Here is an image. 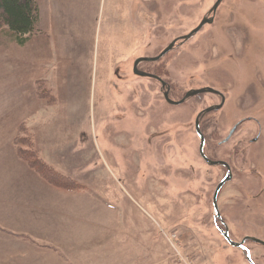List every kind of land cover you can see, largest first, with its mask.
<instances>
[{"label": "rangeland", "instance_id": "rangeland-1", "mask_svg": "<svg viewBox=\"0 0 264 264\" xmlns=\"http://www.w3.org/2000/svg\"><path fill=\"white\" fill-rule=\"evenodd\" d=\"M215 1L150 0L148 45L145 0H96L87 23L58 19L60 53L53 44L57 61L45 65L32 61L37 50L49 54L35 42L42 35L24 48L0 35V123L10 129L29 114L37 133L49 122L37 135L40 155L82 186L48 182L12 142L0 147V219L78 264H251L246 250L264 264V245L232 246L215 225L213 193L226 168L201 157L195 121L220 97L205 92L172 105L159 81L132 68L135 58L158 55L196 27ZM138 12L141 26H134ZM141 66H161L174 100L208 85L224 92L223 107L200 121L205 154L229 161L234 172L218 196L221 219L235 241L264 240V0H223L212 24Z\"/></svg>", "mask_w": 264, "mask_h": 264}, {"label": "crops", "instance_id": "crops-1", "mask_svg": "<svg viewBox=\"0 0 264 264\" xmlns=\"http://www.w3.org/2000/svg\"><path fill=\"white\" fill-rule=\"evenodd\" d=\"M95 1L96 0H49L47 5L43 6L41 4V1L38 0L40 8L39 28L41 29V31L38 32V34H35L25 45L18 46V44H15L17 45V47L24 48L34 37H39L42 35V37H40V39L35 42H38V45H48L47 49L49 50V54L48 56H45L41 54L40 50H37L33 52L32 61H36L35 63L41 65L50 63L53 60L57 61V55L53 54V44L55 45V40L59 39L61 36V33L59 32L57 27L58 19L60 22L64 23L71 20L87 23V18L92 12ZM59 43H61V41ZM17 47H15V51H17ZM56 47L57 51L59 52V45L56 44ZM33 50H36V48H33ZM61 52L63 53L62 57L64 60V54H66L64 40L61 47ZM18 56L19 58H25V55L23 54H19ZM28 58H30V56ZM39 109L40 107H38V110ZM45 113V108L44 110L40 109L39 115L42 118L45 117ZM0 119V122H2V117ZM19 120H21L20 122L25 121V123H29L28 125H31V123L34 122V118L32 119L31 115L29 114L26 116V119H23L22 117ZM19 123H16L15 126L10 129H6L5 125L0 123V147L9 146L13 142V138L15 136V133L17 132ZM48 123H44L43 125H41V127L37 131V135H40V132H43L45 130V128L47 127L46 124ZM48 148H51V146H49ZM60 148L62 149L63 154L64 151L69 148V145L65 144ZM20 231L21 234H17L19 233L17 230L12 229L2 219H0V264H78L69 255H64L61 253H49L47 251H44V249L42 248L36 247L34 245V241H32L30 237L23 236V233H25L26 231L21 229ZM112 263L113 262L109 264Z\"/></svg>", "mask_w": 264, "mask_h": 264}, {"label": "trees", "instance_id": "trees-1", "mask_svg": "<svg viewBox=\"0 0 264 264\" xmlns=\"http://www.w3.org/2000/svg\"><path fill=\"white\" fill-rule=\"evenodd\" d=\"M40 8L38 0H0V35L18 45H25L39 28ZM40 97L56 104V97L46 90H39ZM18 155L48 182L64 188H82L79 182L70 175L58 171L40 155L37 148V133L22 122L13 138Z\"/></svg>", "mask_w": 264, "mask_h": 264}, {"label": "water", "instance_id": "water-1", "mask_svg": "<svg viewBox=\"0 0 264 264\" xmlns=\"http://www.w3.org/2000/svg\"><path fill=\"white\" fill-rule=\"evenodd\" d=\"M222 2V0H216V2L214 3L213 7L209 10V12H215V10L218 8V6L220 5V3ZM213 21V18H209V17H204L201 22L196 26L194 27L192 30H190L188 33L184 34V35H181L180 37L174 39L169 45H167L158 55H155V56H143V57H139L136 59L135 61V64H134V72L136 75L138 76H151V77H156L162 84V89L164 90L165 87H166V84L167 82L165 80H163L162 78L160 77H157L156 75L152 74V73H148V72H145L143 70H140L138 68V64L139 62L141 61H157L159 59H161L166 53H168L170 50L173 49V46L174 44L178 41V40H181L182 42L184 41H187L189 40L191 37H193L205 24H210L211 22ZM169 92H170V87H167L166 90L164 91V98L165 100L172 104V105H178V104H182L184 103L188 98L194 96V95H197L199 93H205V92H214V93H217L218 91L216 89H214L213 87H203L201 89H192V90H189L185 93V95L179 99V100H174L170 97L169 95ZM225 103V98L223 97L222 98V101L221 103L219 104H215V105H211L209 107H207L205 110H203L202 112L199 113V115L197 116L196 118V121H195V129L200 137V144H199V151H200V154H201V157L203 158V160L210 166H214V165H218V164H222V165H226L227 166V174L226 176L219 182V184L217 185L215 191H214V194H213V207H214V211H215V219H218V217H220V211H219V206H218V196H219V193L222 189V187L224 186V184L231 180L233 174H232V171H231V168L229 167L228 163L223 161V160H220V159H211L210 157H208L206 154H205V151H204V147H205V141H206V138L203 134V132L201 131V127H200V116L202 114H205V113H208V112H211V111H214V110H219L220 108L223 107ZM236 128L237 126H234L228 133V135L226 136V138L222 141V142H226L228 141L232 135L235 133L236 131ZM224 231H222V235L224 236V238L226 239V241L232 245V246H235V247H238V248H243L244 247V243L246 240H252L254 242H257V243H260L262 245H264V240H261V239H258V238H255V237H251V236H247L245 237L244 239H242V241H235L233 240L230 235H229V229L228 228H225L223 229ZM246 257L248 259V261L251 263V264H254L252 258H251V254H250V251L249 250H246Z\"/></svg>", "mask_w": 264, "mask_h": 264}, {"label": "flooded vegetation", "instance_id": "flooded-vegetation-1", "mask_svg": "<svg viewBox=\"0 0 264 264\" xmlns=\"http://www.w3.org/2000/svg\"><path fill=\"white\" fill-rule=\"evenodd\" d=\"M150 2V0H145V7H144V14L146 13L147 14V24H146V27H147V30H146V32H147V38H148V41H147V44L149 45V43H150V35H151V25H150V15H151V12H150V8L148 7V5H147V3H149ZM216 2V1H215ZM214 2V3H215ZM222 2H223V0H222ZM221 2V3H222ZM220 3V4H221ZM130 4V3H129ZM131 5V4H130ZM214 5V4H213ZM220 6V5H219ZM219 6H218V8H219ZM213 7V6H212ZM211 7V8H212ZM210 8V9H211ZM218 8L215 10V12H209V10H208V12H207V14L206 15H204L203 17H202V19L204 18V17H209V18H213V21L210 23V24H212L213 22H214V20H215V16H216V13H217V10H218ZM148 12V13H147ZM140 12H138L137 14H135L134 13V16H133V18H132V21H133V25L134 26H136L137 24H138V26H141V23L140 22H138V20H139V18H140ZM201 19V20H202ZM201 20H200V22H201ZM199 22V23H200ZM209 24V23H208ZM180 37V36H179ZM213 37H215V35H213ZM178 38V37H177ZM176 39V38H175ZM174 40V39H173ZM172 40V41H173ZM171 41V42H172ZM188 41V40H187ZM186 41H184V42H182L181 40H178L175 44H174V46H173V48H175L177 45H181V44H183V43H185ZM218 49V45L217 46H211V50H217ZM139 57H143V56H139ZM139 57H137V58H139ZM137 58H135L134 59V61H133V65H132V68H133V73L135 74V72H134V64H135V61H136V59ZM128 62V61H127ZM126 62V63H127ZM143 62H146V61H141V62H139V64H138V68L140 69V70H143V71H145V72H148V73H152V74H154V75H156L157 77H160V78H162L163 80H164V78L161 76V74H160V72H161V66H160V69H158L157 71H155V72H152V71H150V70H147L146 68H144L143 66H141V64L143 63ZM148 62H153V61H148ZM126 65H128V64H125V65H121V66H119L118 68H120V67H122V66H126ZM118 70L119 69H117L116 70V73H118ZM118 75V78H119V81L122 79V75H120L119 73L117 74ZM136 75V74H135ZM138 76V75H137ZM116 77V76H115ZM138 77H144V78H149V79H154V80H157V81H159L156 77H151V76H138ZM160 82V81H159ZM161 83V82H160ZM161 86H162V84H161ZM167 87H170L169 85H168V83L166 84V87H165V89L163 90V94H164V91L166 90V88ZM204 87H213V86H210V85H208V86H204ZM214 89H216L218 92L217 93H214V92H210V93H213V94H216L217 96H219L220 97V100L222 101V98L224 97L225 98V94H224V92L221 90V89H219V88H215V87H213ZM170 90H171V87H170ZM251 90L252 89H250V92H251ZM242 91L243 90H239L238 92H240V93H242ZM250 92L248 93V94H250ZM169 95H170V92H169ZM221 101H220V103H221ZM225 101H226V98H225ZM217 104H219V103H217ZM225 104V103H224ZM221 109V108H220ZM205 114H202L201 116H200V121H201V119H202V117L204 116ZM245 120H240V121H238L237 123H235L234 124V126H237V128H236V131L239 129V127H240V125L244 122ZM233 126V127H234ZM201 127V126H200ZM232 127V128H233ZM231 128V129H232ZM230 129V130H231ZM235 131V132H236ZM203 132V131H202ZM262 134V131H260L259 132V135L258 136H260ZM234 135V134H233ZM232 135V136H233ZM205 136V135H204ZM258 136L253 140V141H256L257 139H258ZM206 138V137H205ZM231 139V138H230ZM229 139V140H230ZM228 140V141H229ZM228 141H226V142H228ZM226 142H221L220 141V144H224V143H226ZM206 141H205V147H206ZM205 147H204V151H205ZM264 150V149H263ZM220 160H223V159H220ZM223 161H225V162H227L228 163V165H229V167L231 168V171H232V174H234V172H233V168H232V165H231V163L229 162V161H226V160H223ZM218 165H221V166H224L225 168H226V174H227V171H228V169H227V166L226 165H222V164H218ZM226 176V175H225ZM224 176V177H225ZM232 178H233V176H232ZM232 178H231V180H232ZM231 180H229V181H231ZM229 181H227V182H229ZM226 182V183H227ZM226 183L224 184V186L226 185ZM219 184V183H218ZM217 184V185H218ZM223 186V187H224ZM217 187V186H216ZM222 187V188H223ZM216 189V188H215ZM222 190V189H221ZM215 191V190H214ZM214 194V193H213ZM214 221H215V225H216V227L219 229V231L221 232V234H222V231H224L223 229H225V228H228V226H227V224L225 223V221L223 220V218L221 219V215H220V217H218V219H215V216H214ZM222 224V225H221ZM230 235V234H229ZM231 237V236H230Z\"/></svg>", "mask_w": 264, "mask_h": 264}]
</instances>
